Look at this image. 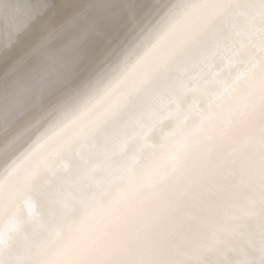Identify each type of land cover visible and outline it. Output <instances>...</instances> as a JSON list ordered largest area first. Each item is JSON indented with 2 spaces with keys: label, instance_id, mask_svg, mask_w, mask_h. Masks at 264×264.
<instances>
[{
  "label": "bare ground",
  "instance_id": "bare-ground-1",
  "mask_svg": "<svg viewBox=\"0 0 264 264\" xmlns=\"http://www.w3.org/2000/svg\"><path fill=\"white\" fill-rule=\"evenodd\" d=\"M162 27L118 114L24 160ZM140 259L264 264V0H0V264Z\"/></svg>",
  "mask_w": 264,
  "mask_h": 264
},
{
  "label": "snow or ice",
  "instance_id": "snow-or-ice-1",
  "mask_svg": "<svg viewBox=\"0 0 264 264\" xmlns=\"http://www.w3.org/2000/svg\"><path fill=\"white\" fill-rule=\"evenodd\" d=\"M170 23H174V21ZM167 33L168 28L162 27L150 41L138 51L130 53L118 65L112 62L106 64L99 74L96 85L82 99L76 114L65 125V127L72 124L77 125L72 136L61 141L55 148L48 147L45 150L52 137L58 135V132H50L49 129H45L31 141L32 151L24 157V160L30 159L33 154H38L37 164L50 166L58 159L55 155L57 151L61 153V157L70 154L82 139L89 137L97 128L109 122L118 114L129 93L141 84L147 73V68L143 67L144 62L152 57L154 49L167 38ZM118 35V33L114 34L113 39H118ZM103 53L104 44L101 42L90 51L89 59L95 60ZM85 75L86 69L77 73L73 81L74 84L78 85L85 78ZM59 131H63V128ZM24 160H21L20 163L23 164ZM94 264H167V262L159 259H140L99 261L94 262Z\"/></svg>",
  "mask_w": 264,
  "mask_h": 264
},
{
  "label": "water",
  "instance_id": "water-1",
  "mask_svg": "<svg viewBox=\"0 0 264 264\" xmlns=\"http://www.w3.org/2000/svg\"><path fill=\"white\" fill-rule=\"evenodd\" d=\"M61 119H59L56 123H54V125H51L50 128H48L50 130V132H54V130L58 129L57 127L60 126L61 124L58 122H60Z\"/></svg>",
  "mask_w": 264,
  "mask_h": 264
}]
</instances>
